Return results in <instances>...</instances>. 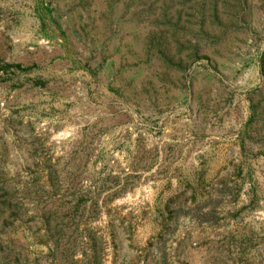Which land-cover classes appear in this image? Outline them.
Returning <instances> with one entry per match:
<instances>
[{
    "label": "rangeland",
    "instance_id": "obj_1",
    "mask_svg": "<svg viewBox=\"0 0 264 264\" xmlns=\"http://www.w3.org/2000/svg\"><path fill=\"white\" fill-rule=\"evenodd\" d=\"M0 264H264V0H0Z\"/></svg>",
    "mask_w": 264,
    "mask_h": 264
}]
</instances>
